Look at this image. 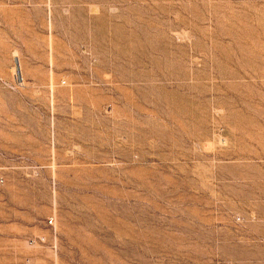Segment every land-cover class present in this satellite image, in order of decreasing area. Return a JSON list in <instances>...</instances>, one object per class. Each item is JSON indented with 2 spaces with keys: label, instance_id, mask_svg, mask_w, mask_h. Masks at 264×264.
I'll return each instance as SVG.
<instances>
[{
  "label": "rangeland",
  "instance_id": "rangeland-1",
  "mask_svg": "<svg viewBox=\"0 0 264 264\" xmlns=\"http://www.w3.org/2000/svg\"><path fill=\"white\" fill-rule=\"evenodd\" d=\"M0 264H264V0H0Z\"/></svg>",
  "mask_w": 264,
  "mask_h": 264
}]
</instances>
